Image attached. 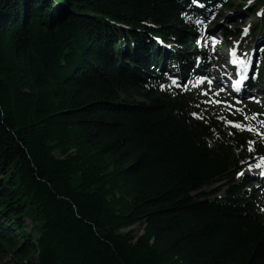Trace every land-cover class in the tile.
I'll use <instances>...</instances> for the list:
<instances>
[{"label":"trees","instance_id":"16d2710c","mask_svg":"<svg viewBox=\"0 0 264 264\" xmlns=\"http://www.w3.org/2000/svg\"><path fill=\"white\" fill-rule=\"evenodd\" d=\"M233 1L0 0L1 261L264 264V212L235 183L260 133L157 71L204 56L193 19Z\"/></svg>","mask_w":264,"mask_h":264},{"label":"rangeland","instance_id":"374dc122","mask_svg":"<svg viewBox=\"0 0 264 264\" xmlns=\"http://www.w3.org/2000/svg\"><path fill=\"white\" fill-rule=\"evenodd\" d=\"M255 4L254 2L240 1L236 0L233 2L232 9H221L217 10L210 22L201 24L199 22V32L201 33L198 39V43L200 45L205 46L208 49L207 55V63L208 68L206 69L208 72H212L213 76L216 77L217 82L223 84L221 79H226L224 75H226L224 68L227 67L228 63V50L233 48H239L241 51V56L243 58H251L253 53L257 52V44L251 39L250 27L254 24H257L260 21V16L253 13ZM247 28L248 33L244 35L243 30ZM232 30L239 31V36H226L223 40L224 32H229ZM264 32V30H263ZM206 33L214 34L215 41L219 47L217 50H213L211 46H209V41L206 39ZM119 44V43H118ZM206 50V49H205ZM247 54V55H245ZM256 59H260L259 56ZM259 67V66H258ZM181 78L180 73H174L173 75H166L165 82L166 84H170V86L181 87L182 81H178ZM187 88V85L183 86ZM194 93H199L203 97V101L205 104H208L216 111L217 114L224 115L226 117H237L239 114L242 117V121L244 123H250L252 125V129L254 130H263L264 131V104L261 105H251L248 106V112L252 113V119L249 120L247 117L248 112H244V106L238 107L235 106L234 101L228 94L223 93V87H209L204 88L203 90H196L194 87L188 88ZM207 92L208 95H204ZM219 101V103H217ZM257 161V158H255ZM252 171H243L242 174L238 175L235 179L237 183H242L244 178L251 173ZM245 174V175H244ZM244 175V178H243ZM253 175V174H252ZM251 180L249 176L246 178V182ZM259 186V191L257 192L254 189V186ZM226 187L223 184L216 185L211 189L205 190L207 193L212 192L217 194L215 197H226ZM250 193L252 195H258L259 201H262V205H264V188L260 187L259 183H252V186L249 187ZM213 194V196L215 195ZM26 224L28 226V232L33 228L34 224L31 223L30 220H26ZM133 229H138L134 227ZM141 231V230H139ZM126 232V231H124ZM35 237H38L36 232L33 233ZM9 261H15L11 258L10 254H7L3 257L2 261L0 260V264L7 263Z\"/></svg>","mask_w":264,"mask_h":264},{"label":"snow or ice","instance_id":"6c2138e0","mask_svg":"<svg viewBox=\"0 0 264 264\" xmlns=\"http://www.w3.org/2000/svg\"><path fill=\"white\" fill-rule=\"evenodd\" d=\"M250 2H251V0H250ZM259 15V14H258ZM243 33H244V35H247V33H248V29L247 28H245L244 30H243ZM231 55L232 56H235V52L233 51L232 53H231ZM245 55H247V54H245ZM232 63L233 64H238V65H245L246 66V64H247V61H245V60H236V59H233L232 60ZM209 83H211V81H208ZM242 84V81H237L236 82V91H239L240 90V85ZM204 95H208V93L207 92H205L204 93ZM217 103H219V101H217ZM194 115H196L195 113H194ZM229 123L233 126V127H236V128H238V129H243L244 128V125H242V124H238V123H234V122H231V121H229ZM248 130H251V129H248ZM260 165H258V167H259Z\"/></svg>","mask_w":264,"mask_h":264},{"label":"bare ground","instance_id":"6f19581e","mask_svg":"<svg viewBox=\"0 0 264 264\" xmlns=\"http://www.w3.org/2000/svg\"><path fill=\"white\" fill-rule=\"evenodd\" d=\"M252 172H253V171H252ZM252 172H251V174H253ZM254 174H255V173H254ZM246 177H247V176H246ZM244 179H245V178H244Z\"/></svg>","mask_w":264,"mask_h":264}]
</instances>
